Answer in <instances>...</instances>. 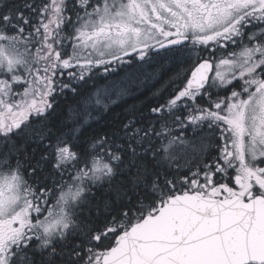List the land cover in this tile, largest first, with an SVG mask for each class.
Returning <instances> with one entry per match:
<instances>
[{"label": "snow or ice", "instance_id": "snow-or-ice-1", "mask_svg": "<svg viewBox=\"0 0 264 264\" xmlns=\"http://www.w3.org/2000/svg\"><path fill=\"white\" fill-rule=\"evenodd\" d=\"M0 264H264V0H0Z\"/></svg>", "mask_w": 264, "mask_h": 264}, {"label": "trees", "instance_id": "trees-1", "mask_svg": "<svg viewBox=\"0 0 264 264\" xmlns=\"http://www.w3.org/2000/svg\"><path fill=\"white\" fill-rule=\"evenodd\" d=\"M133 102H135V101L129 100V103H133Z\"/></svg>", "mask_w": 264, "mask_h": 264}]
</instances>
